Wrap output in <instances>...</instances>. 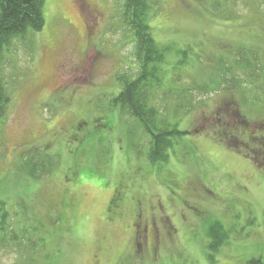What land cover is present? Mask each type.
<instances>
[{"label": "rangeland", "instance_id": "obj_1", "mask_svg": "<svg viewBox=\"0 0 264 264\" xmlns=\"http://www.w3.org/2000/svg\"><path fill=\"white\" fill-rule=\"evenodd\" d=\"M157 3L147 13L161 53L148 104L188 133L172 138L166 162L148 161L149 136L112 103L117 77L139 71L116 0H46L43 29L0 50L10 96L0 124V264H264V85L243 95L219 84L220 61L238 52L264 77V0ZM56 71L65 80L52 95ZM77 122L86 126L75 133ZM236 136L246 139L226 146ZM39 156L48 175L32 177ZM63 186L78 201L56 234Z\"/></svg>", "mask_w": 264, "mask_h": 264}, {"label": "trees", "instance_id": "obj_2", "mask_svg": "<svg viewBox=\"0 0 264 264\" xmlns=\"http://www.w3.org/2000/svg\"><path fill=\"white\" fill-rule=\"evenodd\" d=\"M46 0H0V50L10 47L13 40L19 37H24L30 32H40L44 27L43 18V5ZM158 0H116V5L119 9V22L122 28L126 29L130 36L133 37L135 54L139 71L135 76V79L131 81L125 76H118V83L120 90L118 95L112 101L114 107L118 109L122 116H129L133 118L143 129L144 133L149 136L148 147V161L151 164H157L160 162H166L168 158V151L173 147L174 137L181 138V136L188 134L187 132L181 133L176 127H170L158 121L159 112L149 106L150 94H153L156 87L154 82H157L158 67L157 64L160 59V51L155 45V41L151 34V29L147 24L148 14L152 7H158ZM96 43V42H95ZM97 46V44H96ZM262 67L255 61L251 63L248 60L242 58V54L238 52L233 60L227 62L221 60L219 64L221 88L228 89L227 93L230 94L229 88L234 87L237 91H240L243 95L249 91V89L256 87L255 83L261 79L263 87L264 77H260V71ZM152 81H154L152 83ZM7 87L0 80V124L6 117L8 107L10 104V96L7 92ZM233 102V101H231ZM234 103V102H233ZM233 105V104H232ZM238 110L235 108L233 111L234 118L237 121L236 114ZM240 118V117H239ZM86 124L81 129L78 127L70 126L72 132H81L85 128ZM98 126V124H96ZM99 127V126H98ZM246 139V137L236 136L234 139H228L226 141L229 148L237 149V143L239 139ZM248 138V137H247ZM237 143H236V141ZM36 162L31 160L29 165V172L31 176L40 178L48 175V169L45 168L46 159ZM50 163V160L47 161ZM58 161L54 164L57 165ZM64 187V191L59 193V206L62 211H57L53 216L52 224H56V234H60L65 224L67 215V209H71L74 201H78L75 194H68L67 189ZM68 195L71 196V203H68ZM118 201L119 197L116 195L113 198ZM63 202V204H62ZM70 214V212H69ZM8 214L5 211L4 204L0 205V238L7 234L5 224L7 222ZM39 227L41 223L35 221ZM57 224H61L60 227ZM221 227L218 224L211 226L209 236L211 238L210 249L217 252L223 244L220 240ZM4 237L0 241L4 240ZM246 264H263L260 258H251Z\"/></svg>", "mask_w": 264, "mask_h": 264}, {"label": "flooded vegetation", "instance_id": "obj_3", "mask_svg": "<svg viewBox=\"0 0 264 264\" xmlns=\"http://www.w3.org/2000/svg\"><path fill=\"white\" fill-rule=\"evenodd\" d=\"M83 5H86V2L83 4ZM83 7V6H82ZM82 23H83V25L85 26V27H87V25L85 24V22H83L82 21ZM90 35V34H89ZM93 39V38H92ZM91 38H89L88 40H92ZM59 69H62L63 70V68H64V65H60V67H58ZM56 84L53 86V91H52V95H53V93H56L57 91H62L61 89H62V87H63V83H64V80H65V76H63V75H61L60 74V72H58V71H56ZM37 91H38V89H37ZM34 93V92H33ZM85 123H81V124H79L78 122L77 123H75V126L76 127H78V129L79 128H82L83 127V125H84ZM53 142H54V139H51V140H49L48 142H46L43 146H45V147H50V146H52L53 145ZM68 210V212L70 211V209H67Z\"/></svg>", "mask_w": 264, "mask_h": 264}]
</instances>
